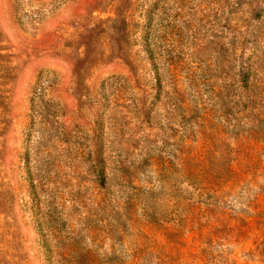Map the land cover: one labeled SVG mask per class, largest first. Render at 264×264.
I'll return each instance as SVG.
<instances>
[{"label": "rangeland", "instance_id": "1", "mask_svg": "<svg viewBox=\"0 0 264 264\" xmlns=\"http://www.w3.org/2000/svg\"><path fill=\"white\" fill-rule=\"evenodd\" d=\"M0 264H264V0H0Z\"/></svg>", "mask_w": 264, "mask_h": 264}]
</instances>
